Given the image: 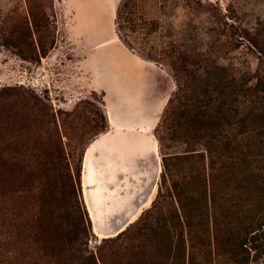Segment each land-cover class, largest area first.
<instances>
[{"label": "rangeland", "instance_id": "obj_1", "mask_svg": "<svg viewBox=\"0 0 264 264\" xmlns=\"http://www.w3.org/2000/svg\"><path fill=\"white\" fill-rule=\"evenodd\" d=\"M124 2L128 6L122 8L119 18ZM113 36L133 53L162 68V86L165 90L172 88L155 132L162 172L157 184L152 177L144 189L133 190L129 211L149 196L152 202L141 208L137 219L128 223L126 229L150 210L149 215L164 225L170 217L172 200V181L168 175L165 180L162 178L164 154H207L209 140L214 137L216 172L219 170L214 192L216 224L222 236L230 237L236 221L242 218L238 211L255 215L261 205H257V196L264 195L263 187L256 190L258 194L254 192L257 196H250L251 186L242 182L254 166L258 167L256 173L264 176V133L246 120V115L258 106L252 93L264 87V83L259 85L264 82V0H0V182L3 174L10 179L5 182L8 187L25 186L37 191L46 186L52 167L63 184L67 182L65 167L73 174L82 170L87 147L109 130L106 105L118 109L126 87L121 80L124 75L102 69L98 63L110 66L108 61L114 53L111 51L118 48L99 50L98 45ZM42 45L47 50L43 55ZM215 72L221 79L215 85L214 105L207 115L199 114L208 101L203 94L202 102H197L196 95L206 91L199 83ZM100 77L103 88H92ZM184 83L188 88L180 93ZM180 94L183 97L176 99ZM172 99L176 107L171 108L161 126ZM214 121L216 133L209 130ZM226 137L231 140L227 149ZM59 158L62 164L58 163ZM243 161L247 164L244 174L243 167L226 170L227 162L240 166ZM171 166L178 174L187 171L183 162L173 160ZM125 177L119 175V180L130 181ZM79 187L82 209L90 223L88 250L98 255L99 249L107 246L106 239L116 236L101 234L107 228L118 229L128 214L120 212L95 227L84 197L82 172ZM160 188L164 195L154 209ZM131 191L121 190L124 194ZM24 194L20 203L28 204L31 210L33 193L26 197ZM254 197L255 206L249 201ZM179 221L170 223L176 231L170 236L171 264H264L263 248L254 250L249 244L252 249L234 259L227 246L215 247L213 243L206 249L202 245L207 236L199 230L197 218ZM189 223L193 227L191 235ZM210 240L212 243V237ZM132 242L127 238L125 244ZM178 242L183 245L177 246ZM154 257L146 256L137 264H153ZM243 258L247 261L243 262Z\"/></svg>", "mask_w": 264, "mask_h": 264}, {"label": "trees", "instance_id": "obj_2", "mask_svg": "<svg viewBox=\"0 0 264 264\" xmlns=\"http://www.w3.org/2000/svg\"><path fill=\"white\" fill-rule=\"evenodd\" d=\"M127 6L124 2L118 14L119 18L122 8ZM118 26L121 31L120 22ZM128 45L134 50V46L130 43ZM44 47V45L41 46L42 55L47 52ZM217 68L216 65L215 70ZM220 79L219 72H215L212 76L207 75L199 83L206 87V91L203 93L201 91L202 94H200L194 90L198 93L197 102H202L203 94L208 98L202 107L203 111L199 114L207 115L214 105L215 85ZM263 83L261 81L259 85ZM186 84L180 86V93L187 90L188 85ZM225 89H230V87ZM262 93H264V87L252 93L258 106L252 113L246 115V120L252 122L254 129H258V132L264 133V95ZM182 97L180 94L176 99ZM175 102V99L170 101L161 126L166 123L169 113L176 107ZM209 117L214 118L212 114H209ZM210 123L209 130L216 133L215 121ZM159 140L163 145V139L160 137ZM225 140L224 147L227 149L231 140L229 137ZM215 146L213 137L209 140L207 154H187L185 157L174 153L164 154L162 178L165 180L168 175L172 181L170 217L165 219L164 225H160L157 218L149 215L152 210L145 211L132 227L115 237L106 239L107 246L101 247L98 255L88 250L91 230L79 196L81 169L73 174L68 166L65 167L67 182L63 184L57 179L56 168L52 167L46 186L37 191H32L31 188L26 189L25 186L8 187L6 183L10 179L2 174L3 181L0 182V264H137L139 260L151 255L155 256L152 259L153 264H171L170 236L172 237L176 231L171 228L170 223L181 222L179 219L186 220L191 217L199 220V230L207 236V240L202 241L206 249L213 243L215 247L225 246L226 248L227 246L230 248L228 249L230 255H234V259H237V255H243L245 252L247 254L252 249L249 244L253 245L254 250L264 249V214H260L262 211L264 213V195H255L259 193L257 189L264 187V176L256 173L255 170L258 167H252V172L246 173L247 179L244 178L242 182L248 183L247 187L251 186L253 193L250 196H257V205L261 204L260 209L253 216L240 209L238 212L243 219L236 221V226L232 228L234 232L230 237L222 236L216 224L218 208L214 192L219 183V170L216 172L215 164L218 161L214 153ZM59 160L58 163L62 164L60 158ZM173 160L183 162L187 171L184 170L183 174H178L175 169L171 168ZM246 165L245 161L240 166H232L227 162L225 165L227 168H225L229 171L243 167L242 174H244ZM228 181L235 182V179H228ZM28 193H33L34 203L31 205V210L28 209L30 208L28 204L20 203V199L23 202V194L26 197ZM163 195L160 188L154 202V209L157 208L158 201ZM245 201H248V197ZM249 201L251 205H256L255 197ZM188 228L191 235L193 227L190 223ZM131 233L134 234L129 236ZM125 237L133 242L126 245L127 238ZM210 237H212V243H210ZM180 244L183 245L178 242L177 246ZM152 251L153 254H151ZM246 257L248 258L247 255ZM247 258H243L245 260L243 262H246Z\"/></svg>", "mask_w": 264, "mask_h": 264}, {"label": "crops", "instance_id": "obj_3", "mask_svg": "<svg viewBox=\"0 0 264 264\" xmlns=\"http://www.w3.org/2000/svg\"><path fill=\"white\" fill-rule=\"evenodd\" d=\"M119 42L113 36L107 43L99 44V50L115 46L118 51H111L114 52L113 56L110 61L107 60L110 66L98 63H101L102 69L116 70L124 75V79H121L126 86L123 91L128 90L129 93L124 94L122 91L118 109L106 105L109 130L87 147L82 165L84 197L94 226L97 227L99 221L111 219L114 214H128L126 222L118 229H106V237L124 231L128 223L137 219L141 208L148 207L152 202V196H149L138 208L128 210L133 204V190L138 189L139 192L144 189L152 177L157 184L162 172L160 147L155 132L172 95V88L165 90L162 86L164 70ZM102 79L100 77V81L92 88L102 89ZM119 175L130 178V181L119 180ZM122 189L132 191L124 194L120 192ZM92 197H96L95 200Z\"/></svg>", "mask_w": 264, "mask_h": 264}, {"label": "bare ground", "instance_id": "obj_4", "mask_svg": "<svg viewBox=\"0 0 264 264\" xmlns=\"http://www.w3.org/2000/svg\"><path fill=\"white\" fill-rule=\"evenodd\" d=\"M115 180H116V179H115ZM108 182H109V181H108ZM114 182H115V181H114ZM92 186H93V185H92ZM95 186H96V185H95ZM93 188H94V187H93ZM117 188H118V187H117ZM88 190H89V189H88ZM91 190H92V189H91ZM103 190H104V189H103ZM92 191H93V190H92ZM120 192H121V191H120ZM100 193H101V192H100ZM113 193H114V192H113ZM121 194H122V193H121ZM118 195H119V194H118ZM102 197H103V196H102ZM117 197H118V196H117ZM122 197H123V196H122ZM94 198H96V197H94ZM123 198H124V197H123ZM107 200H108V199H107ZM116 200H117V199H116ZM100 201H101V200H100ZM109 202H110V201H109ZM111 202H112V201H111ZM98 204H99V203H98ZM145 207H146V206H145ZM118 209H119V208H118ZM99 212H100V211H99ZM113 213H114V212H113ZM113 213H112V214H113ZM115 213H116V212H115ZM114 215H115V214H114ZM97 216H98V215H97ZM111 216H112V215H111ZM99 222H100V221H99ZM97 224H98V223H97ZM102 224H103V223H102ZM102 224H101V225H102ZM98 226H99V225H98ZM98 226H97V227H98ZM103 230H104V229H103ZM96 231L99 233V231L97 230V228H96ZM101 235H103V237H105L104 234H101Z\"/></svg>", "mask_w": 264, "mask_h": 264}]
</instances>
